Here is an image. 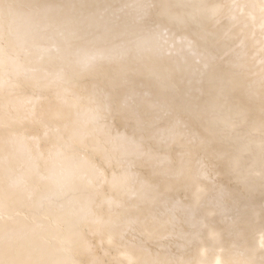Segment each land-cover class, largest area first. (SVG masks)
<instances>
[{"label":"bare ground","instance_id":"obj_1","mask_svg":"<svg viewBox=\"0 0 264 264\" xmlns=\"http://www.w3.org/2000/svg\"><path fill=\"white\" fill-rule=\"evenodd\" d=\"M5 3V264H264V0Z\"/></svg>","mask_w":264,"mask_h":264},{"label":"snow or ice","instance_id":"obj_2","mask_svg":"<svg viewBox=\"0 0 264 264\" xmlns=\"http://www.w3.org/2000/svg\"><path fill=\"white\" fill-rule=\"evenodd\" d=\"M5 11H7V13L9 15H12L14 13V7L11 3L6 4L5 0H0V16H2L5 13ZM136 49H137V52L144 51L145 50V42L144 41H137L136 42ZM94 59L95 58H90V59L85 60L83 62L85 67H88L89 65H91V63ZM91 111H93V114L91 116V122L100 125L101 129L106 127V125L100 124V122L107 119V117L102 114L104 111H107V109L101 108L100 106H97V108L95 110H91ZM239 115L241 116L242 119H244V120L247 119V117L244 113L241 112ZM261 115H262V117H264V109H262ZM229 164H231V161H229ZM202 168H203V166H202ZM78 171H79L78 168L69 170L66 174V178H65L66 181H72L75 179H79V180L83 181L86 178V173H80L79 175H77ZM64 187H65V184H63V183L60 184L59 190L57 192H54L52 194V196L49 198L50 203L61 198V196L64 194V191H63ZM57 207L61 212L64 211V205L63 204H59ZM0 243H2V240H0ZM0 252H2V249H0ZM0 264H5V262L2 258V255H0Z\"/></svg>","mask_w":264,"mask_h":264}]
</instances>
